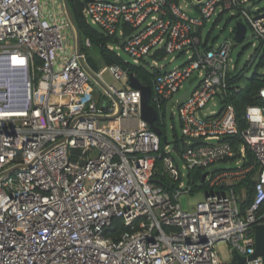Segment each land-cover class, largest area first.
<instances>
[{"label": "built area", "instance_id": "built-area-1", "mask_svg": "<svg viewBox=\"0 0 264 264\" xmlns=\"http://www.w3.org/2000/svg\"><path fill=\"white\" fill-rule=\"evenodd\" d=\"M253 3L193 0V14L167 0L85 4L82 15L91 26L118 37L124 24L132 29L108 49L157 71L150 105L160 122L184 84H196L186 100L176 101V150L134 114L141 94L128 86L123 69L94 72L77 54L61 0H0V264H225L219 247L234 264V253L254 254V226L264 223V86L258 91L262 105L245 109L239 131L231 107L223 104L236 42L230 37L217 48H201L207 24L226 12L250 31L251 46L264 41V10ZM84 44L90 47L88 39ZM181 55L185 65L168 70L165 62ZM105 72L121 87L106 84ZM213 100L220 109L205 115ZM109 123L115 127L104 125ZM235 135L237 148L224 141ZM157 159L169 190L152 182ZM229 162L233 168L216 169ZM197 169L208 172L202 200L184 211L179 198L192 195L189 177ZM248 179L254 197L242 213L244 198L234 186ZM115 221L124 228L117 237L109 232Z\"/></svg>", "mask_w": 264, "mask_h": 264}, {"label": "trees", "instance_id": "trees-1", "mask_svg": "<svg viewBox=\"0 0 264 264\" xmlns=\"http://www.w3.org/2000/svg\"><path fill=\"white\" fill-rule=\"evenodd\" d=\"M69 11L71 16L75 22V25L80 33L81 37V47L80 51L82 54L85 55V61L87 66L94 72L99 71L103 67L117 65L121 69H123L127 75L132 74L139 83L143 86H148L152 88L153 79L157 74L156 70L150 69L147 66H140V65H133L130 61L123 58L122 54L117 55L116 52L110 51L108 49L109 45H121L123 42L124 37H127L131 32L132 29L127 26L123 25V37H118L117 35H109L105 33L98 27L91 26L90 24L86 23L84 17L82 15V10L87 3L88 0H66ZM109 1V0H105ZM169 2H179L178 0H167ZM264 10V9H263ZM223 18V15H219L215 23L212 24L211 29L206 34L204 44H201L202 49H210L208 45V41L210 40L211 33L213 28L216 24ZM231 19L236 20V16H232L227 21ZM88 39L90 42V47H86L84 41ZM243 51L239 52L238 57L242 54ZM163 54L161 53L160 56ZM256 59L258 60L253 72L251 75L244 79L245 72L250 66V62ZM255 60V61H256ZM185 65V64H183ZM236 66V65H235ZM264 86V41H260L254 50V54L251 57V60L240 70L235 68L233 74H231L230 79L228 80L227 90L228 95L223 104L231 107L235 121L237 123L239 131L245 128V123L243 120V116L245 113V109L248 106L252 105H262L261 99L258 98V91ZM237 88V91L234 90ZM151 104V102H150ZM159 111V110H158ZM162 121H164V112L162 111ZM156 126L159 128L162 136H165V127L164 123L158 120L156 122ZM173 132V140L171 144L173 147L178 150L181 144V138L177 135L175 128H172ZM224 141L229 142L232 147L237 148L240 144L238 136L226 137ZM163 147V145L161 144ZM248 158H252V154L249 150H247ZM203 172L202 170H194L191 172L190 177L192 179V194L204 189V185L201 184ZM152 182L155 183L157 186L162 187L163 189H171V186L168 183L166 175L163 174V167L162 163L159 159L156 160L154 165V174L152 177ZM237 194H241L242 188H244V199L241 201L240 209L241 212L244 213L245 209L251 204L253 199V182L248 179L243 181L240 184L234 186ZM264 210V206L262 207ZM114 229H110V235L113 234V237H117V235L124 230L121 226V223L118 221L114 222Z\"/></svg>", "mask_w": 264, "mask_h": 264}, {"label": "rangeland", "instance_id": "rangeland-1", "mask_svg": "<svg viewBox=\"0 0 264 264\" xmlns=\"http://www.w3.org/2000/svg\"><path fill=\"white\" fill-rule=\"evenodd\" d=\"M178 1L186 13L188 14L194 13L193 8L190 6V3L193 2V0H178ZM185 3L189 5L186 8L184 7ZM252 7H255L258 10H263L264 0H255ZM232 16H235L234 13L232 12L224 13L223 18L213 28V31L210 36V40L208 41L209 47L211 46L213 48H217L218 46L222 44V42L225 39L233 37V34L231 33V31L233 30L236 21L235 20L233 21V19H231L230 21H227ZM213 21L214 19H212V21L207 24L204 30L203 39H205L206 34L209 32V29H211ZM63 36H64L65 44L66 45L70 44V41L72 39L70 38V34L68 30L63 32ZM249 38H250V31H247L245 41L242 44H235L233 46V49L231 52V59H232L233 64L236 65L237 70L242 69L251 60V57L254 54V50L256 47L251 46V44L248 42ZM245 44H249L248 48L243 50L242 54L238 57V54L241 50L240 48L242 47V45H245ZM122 56L123 58L129 61V58L127 57L126 54L122 53ZM169 58L170 57H168L167 59ZM255 60L256 59H253L250 62L249 68L244 73L245 74L244 79L248 78L253 72L254 67L258 61V60L256 61ZM186 61H187L186 55H181V56H177L172 63H168V61H166L165 64H166V68L168 70H171L173 68L182 66L183 64L186 63ZM102 76H103L102 79L104 80L106 84L108 85L113 84L116 87H121L122 84L115 82L112 76H110L108 72L103 73ZM195 86L196 84L189 85L188 83H185L183 88L174 95L172 101L167 104V108H166L165 115H164V127H165V135L167 137L168 143H171L173 140V132H172L173 127L175 128L177 135L181 138L180 122H179L178 117L176 116V111H177L176 101L182 102L186 100L190 96L191 91L193 90ZM90 87H91L90 91L92 92L93 95L96 96L97 88L93 85H91ZM219 109H220V105L218 101L213 100L206 105L205 109L203 110V113L205 115H208L210 112H213V111L217 112ZM233 167H234L233 163H230V162L229 163H219L216 165V169H230ZM240 193H241L240 197L244 198L242 197L244 192L241 191ZM201 200H202V192L200 191L192 195H183L179 198L181 208L184 211H188V210L192 211L195 207V204H197ZM218 251L220 253L219 255H220V259L222 260V262H224L225 264H231L233 262L230 254H227L224 250L221 249V247L218 248Z\"/></svg>", "mask_w": 264, "mask_h": 264}, {"label": "water", "instance_id": "water-1", "mask_svg": "<svg viewBox=\"0 0 264 264\" xmlns=\"http://www.w3.org/2000/svg\"><path fill=\"white\" fill-rule=\"evenodd\" d=\"M64 11L66 14V17L68 19L69 24L71 25L74 33H75V49L77 54L80 52L81 47V37L80 33L75 25V22L71 16V13L69 11L67 1L61 0ZM91 2L92 0H88ZM255 1V0H254ZM247 32L246 26L238 21L235 22L234 25V32H233V40L236 42V44H242L245 38ZM248 48V45H242L240 48L241 51ZM239 55V54H238ZM80 64L82 68L87 72V74L91 77V79L99 85L101 88L104 89L103 84L98 80V78L87 68V66L84 64L83 61H80ZM195 77L189 80V83H191ZM128 86L132 89H136L140 91L141 99L139 104V111H135L134 114H139L140 119L145 122L149 128L156 133L158 137L161 138L162 144H168L167 139L165 136H162L159 128L156 126V122L159 120L158 112L150 105V97L152 93V89L148 86H143L139 83L137 78H135L132 74L128 75ZM113 101L117 104L118 107V113L121 111V104L119 100L115 96H111ZM214 170H210V172L213 173ZM208 172H205L202 176L201 183L204 182L205 177L207 176ZM254 235H255V251L254 254L248 258L239 256L237 253H234V264H244L248 259H251L252 257H262L264 260V223L261 225H255L254 226Z\"/></svg>", "mask_w": 264, "mask_h": 264}, {"label": "bare ground", "instance_id": "bare-ground-1", "mask_svg": "<svg viewBox=\"0 0 264 264\" xmlns=\"http://www.w3.org/2000/svg\"><path fill=\"white\" fill-rule=\"evenodd\" d=\"M105 126H107V127H111V128H113V127H115V123H109V124H104Z\"/></svg>", "mask_w": 264, "mask_h": 264}]
</instances>
